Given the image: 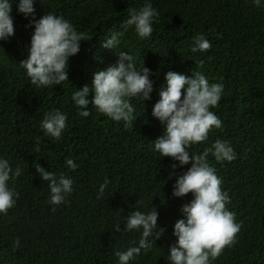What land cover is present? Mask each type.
Here are the masks:
<instances>
[{"label":"trees","instance_id":"16d2710c","mask_svg":"<svg viewBox=\"0 0 264 264\" xmlns=\"http://www.w3.org/2000/svg\"><path fill=\"white\" fill-rule=\"evenodd\" d=\"M159 13L150 38L141 39L129 28L117 49L102 44L127 18V9H140L146 0H44L37 2L35 18L52 14L69 20L77 31L93 36L82 42L80 52L70 58L68 81L46 88L32 86L19 63L26 59L33 27L32 17L18 12L12 0L15 35L0 41V158L7 159L21 175L9 181L19 194L7 215L0 214V264H119L116 251H125L138 241L140 232L124 231L125 218L136 207L143 212L155 207L158 227L165 229L156 246L129 264H170L169 249L176 243L175 222L184 219L181 206L193 195L172 196L173 185L191 164L163 158L152 141L163 134V126L152 116L165 74L173 71L191 77L200 71L210 83H222L224 92L213 111L223 122L192 153H202L216 139L226 140L236 159L209 163L223 181L229 195V211L241 223L234 246L224 249L213 264H264V0H150ZM196 34H203L212 48L192 53ZM217 37H220L219 39ZM118 52L133 55L153 75L151 100H131L135 108L133 127L115 122L89 106L82 117L72 100L76 90L91 85L93 75L115 65ZM211 57V59H208ZM200 59L202 68L196 67ZM156 73H159L157 76ZM91 99V95L89 96ZM67 116V127L59 140L47 137L41 120L50 110ZM40 151H35L36 138ZM78 165L70 169L66 161ZM39 163L57 176L73 180L68 203L52 205L48 182L33 167ZM176 175L169 177L171 165ZM110 181L97 199L100 185ZM55 208V211L52 209ZM120 224L121 232L115 227ZM19 239L14 250L13 242Z\"/></svg>","mask_w":264,"mask_h":264},{"label":"clouds","instance_id":"9594fccd","mask_svg":"<svg viewBox=\"0 0 264 264\" xmlns=\"http://www.w3.org/2000/svg\"><path fill=\"white\" fill-rule=\"evenodd\" d=\"M37 2L45 5L44 0H19L18 12L25 18L32 17L29 27L34 28L26 59L19 66L26 71L35 88L57 86L65 81L69 83L70 58L80 52L82 42L91 41L93 36L77 31L69 20L51 12L36 19L34 4ZM252 2L256 7L261 6V0ZM11 13L12 0H0V41H8L15 35ZM127 13V18L120 25L124 31H113L102 44L104 49H117L120 37L129 28H134L141 39L152 36L153 25L159 22V13L150 0H146L140 9H127ZM211 48V42L203 34L193 36L190 46L192 53H206ZM117 55L116 64L94 73L91 85L75 89L72 100L81 110L78 114L82 117L90 115L88 109L91 105L113 121H122L125 127H133L135 108L131 100L142 102L144 107L145 101L151 100L154 82L150 77L153 73L144 61L138 68L133 55L124 52H118ZM204 63L200 59L196 67L202 68ZM164 78L166 86H161L159 100L152 109V116L163 126V134L151 144L162 159L177 161L181 168L191 164L186 172L177 177L172 196L184 198L190 193L193 195L190 203L181 206L184 219L175 222L173 235L176 243L169 249L168 260L170 264H213L225 248L235 245L242 225L236 222V213L228 210L227 205L231 200L208 158L214 157L217 163H231L237 157L230 143L221 139L205 147L202 153H192L189 149L193 145L205 143L214 129L223 128L222 120L211 109L218 106L224 86L222 83H210L200 71H194L191 77L168 71ZM66 122L64 113L58 109L50 110L40 122L41 130L45 136L59 140L67 127ZM40 143L37 137V152L40 151ZM66 164L72 170L78 167L72 159H68ZM33 167L39 178L48 182L49 202L57 206L68 203L66 197L73 191V180L65 174L57 176L39 163H34ZM171 168L169 177L176 175L177 164L173 163ZM21 171L19 166L13 171L9 161L0 158V214L7 215L16 205L19 194L9 187V181L18 178ZM109 183L106 179L100 185L97 199L103 196ZM141 203L137 201L136 205ZM136 205L135 210L125 218L124 231H138L140 238L133 241V246L127 250L115 252L119 264H129L142 250L146 254L165 233V229L158 227L159 212L155 207L151 206L149 211L143 212ZM52 210L55 211V208ZM115 231L121 232L120 224L116 225ZM19 243L18 238L13 242L14 250Z\"/></svg>","mask_w":264,"mask_h":264}]
</instances>
